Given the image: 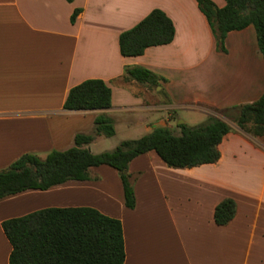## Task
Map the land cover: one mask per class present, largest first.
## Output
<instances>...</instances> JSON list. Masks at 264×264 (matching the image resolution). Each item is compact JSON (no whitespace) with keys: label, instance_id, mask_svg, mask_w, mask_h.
I'll return each mask as SVG.
<instances>
[{"label":"crops","instance_id":"1","mask_svg":"<svg viewBox=\"0 0 264 264\" xmlns=\"http://www.w3.org/2000/svg\"><path fill=\"white\" fill-rule=\"evenodd\" d=\"M155 9L174 23V41L122 56L120 35ZM225 46L218 50L196 0H0V170L25 154L73 147L77 134L94 133L99 115L143 126V136L209 117L231 127L215 164L174 169L155 151L131 161L134 209L119 172L106 165L91 168L88 181L0 200V264H10L12 251L2 223L48 208H92L120 220L125 264H264V136L234 122L239 107L264 94V57L253 26L229 33ZM127 67L150 70L158 85L126 80ZM94 79L110 87L112 107L65 110L70 90ZM225 199L237 213L218 226L215 209Z\"/></svg>","mask_w":264,"mask_h":264},{"label":"trees","instance_id":"2","mask_svg":"<svg viewBox=\"0 0 264 264\" xmlns=\"http://www.w3.org/2000/svg\"><path fill=\"white\" fill-rule=\"evenodd\" d=\"M72 3L74 0H66ZM207 17L217 40L218 50L227 52L229 33L249 26L256 30L258 46L264 57V0H225L218 8L212 0H196ZM81 10L74 11L76 22ZM172 20L159 9L153 10L136 26L119 37L124 57H139L151 47L171 44L175 39ZM125 79L157 86L159 77L142 67H127ZM112 107L110 87L102 80H87L73 87L64 104L67 111L107 110ZM236 125L253 137L264 136V94L256 102L238 108ZM93 134H77L73 147L54 150L45 158L25 154L6 169L0 170V200L28 190L47 191L69 181H88L90 169L103 165L120 174L125 205H136L129 164L140 155L155 151L174 169H191L215 164L221 158L219 145L230 133L228 123L209 117L197 126L177 125L179 133L156 128L136 139L124 140L110 152L94 154L89 146L98 136L116 135L114 121L107 115L95 119ZM237 205L225 199L217 205L214 219L218 226L228 225L236 216ZM12 251L10 264H125L123 225L92 208H48L2 223Z\"/></svg>","mask_w":264,"mask_h":264},{"label":"rangeland","instance_id":"3","mask_svg":"<svg viewBox=\"0 0 264 264\" xmlns=\"http://www.w3.org/2000/svg\"><path fill=\"white\" fill-rule=\"evenodd\" d=\"M154 90V89H153ZM151 123V122H150ZM201 124V123H200ZM199 125V124H198ZM116 130V136L111 138H103L91 145V152L94 154H100L104 152H110L116 149L121 141L124 140H136L144 135L143 126L140 127L141 131L138 128L128 127L125 123H114ZM179 133L177 129H174Z\"/></svg>","mask_w":264,"mask_h":264}]
</instances>
